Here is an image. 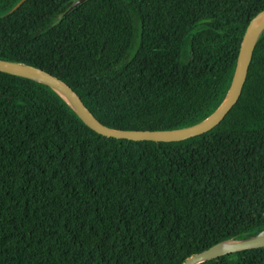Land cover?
I'll return each instance as SVG.
<instances>
[{
	"label": "trees",
	"instance_id": "16d2710c",
	"mask_svg": "<svg viewBox=\"0 0 264 264\" xmlns=\"http://www.w3.org/2000/svg\"><path fill=\"white\" fill-rule=\"evenodd\" d=\"M0 0V58L41 67L115 129L222 105L264 0ZM264 231V29L238 101L177 141L93 129L54 87L0 70V264H183ZM198 264H264V247Z\"/></svg>",
	"mask_w": 264,
	"mask_h": 264
},
{
	"label": "water",
	"instance_id": "95a60500",
	"mask_svg": "<svg viewBox=\"0 0 264 264\" xmlns=\"http://www.w3.org/2000/svg\"><path fill=\"white\" fill-rule=\"evenodd\" d=\"M26 0H20L13 8L16 10ZM83 0H76L68 9L71 10ZM264 29V10L249 22L239 50L235 74L228 93L219 109L205 120L191 126L174 129H115L102 123L88 107L81 94L69 83L51 72L31 64L0 58V70L43 81L59 91L81 114L86 122L97 132L116 138L132 140L177 141L193 137L211 130L218 125L238 101L245 87L249 67L259 35ZM230 241L229 245L220 247ZM216 243L200 252L190 255L183 264H198L208 259L228 253L264 247V231L247 238H238Z\"/></svg>",
	"mask_w": 264,
	"mask_h": 264
},
{
	"label": "rangeland",
	"instance_id": "374dc122",
	"mask_svg": "<svg viewBox=\"0 0 264 264\" xmlns=\"http://www.w3.org/2000/svg\"><path fill=\"white\" fill-rule=\"evenodd\" d=\"M224 245H229L230 244V241H228V242H225V243H223Z\"/></svg>",
	"mask_w": 264,
	"mask_h": 264
},
{
	"label": "bare ground",
	"instance_id": "6f19581e",
	"mask_svg": "<svg viewBox=\"0 0 264 264\" xmlns=\"http://www.w3.org/2000/svg\"><path fill=\"white\" fill-rule=\"evenodd\" d=\"M227 242H228V241H227ZM224 246H226V245H224V244H221V245H220V247H224Z\"/></svg>",
	"mask_w": 264,
	"mask_h": 264
}]
</instances>
